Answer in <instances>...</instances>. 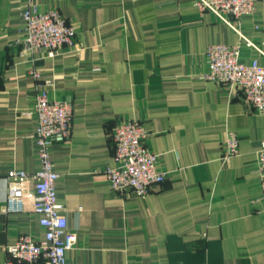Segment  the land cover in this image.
Masks as SVG:
<instances>
[{
  "label": "crops",
  "instance_id": "0c3cea01",
  "mask_svg": "<svg viewBox=\"0 0 264 264\" xmlns=\"http://www.w3.org/2000/svg\"><path fill=\"white\" fill-rule=\"evenodd\" d=\"M56 7L79 31L78 47L47 56L11 48L23 0H0V264L21 235L44 238L34 182L35 93L73 108L71 132L54 139L50 160L57 199L76 234L73 264H264V202L257 151L264 114L239 90L208 80L214 44L241 43L240 61L264 66V0L230 25L193 0H33ZM38 72L35 76L33 72ZM123 120L145 130L144 146L167 173L147 196L115 192L111 135ZM234 134L237 153L226 156ZM22 191L23 210L7 196Z\"/></svg>",
  "mask_w": 264,
  "mask_h": 264
},
{
  "label": "built area",
  "instance_id": "2783aa9c",
  "mask_svg": "<svg viewBox=\"0 0 264 264\" xmlns=\"http://www.w3.org/2000/svg\"><path fill=\"white\" fill-rule=\"evenodd\" d=\"M255 1L193 0L202 11L210 12L230 25L249 47L254 45L239 33L236 23L254 11ZM21 18L23 24L19 35L10 47L18 49L23 55L45 52L47 56H53L79 45L78 28L68 22L56 7L42 9L33 0H23ZM240 56L241 43L211 45L206 53L208 70L205 77L235 87L249 107L264 114V66L256 59L243 63ZM33 74L38 76L36 71ZM33 112L36 116L33 137L39 168L34 172L13 170L8 178L34 182L35 211L40 215L39 223L45 234L38 241L28 234L21 235L15 244L5 247L12 259L1 264H73L66 252L74 247L77 238L68 227L64 205L57 199L58 174L50 160L52 141L66 139L70 135L73 108L68 102L50 99L44 88L35 93ZM144 137L145 130L138 121L123 120L115 126L111 139L116 164L104 172L113 191L131 190L143 197L166 178L167 173L157 167L158 155L144 146ZM237 147V137L228 134L225 155H235ZM256 155L264 202V140ZM7 206L9 211L23 210L20 189L11 190Z\"/></svg>",
  "mask_w": 264,
  "mask_h": 264
}]
</instances>
